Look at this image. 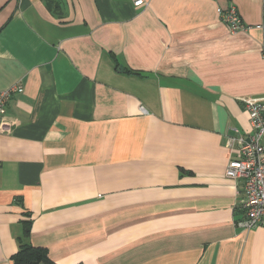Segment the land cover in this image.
Returning a JSON list of instances; mask_svg holds the SVG:
<instances>
[{
  "label": "crops",
  "instance_id": "1",
  "mask_svg": "<svg viewBox=\"0 0 264 264\" xmlns=\"http://www.w3.org/2000/svg\"><path fill=\"white\" fill-rule=\"evenodd\" d=\"M144 2L0 0V92L23 90L0 134V264L22 221L53 264H264L224 175L243 100L264 99V0Z\"/></svg>",
  "mask_w": 264,
  "mask_h": 264
},
{
  "label": "built area",
  "instance_id": "2",
  "mask_svg": "<svg viewBox=\"0 0 264 264\" xmlns=\"http://www.w3.org/2000/svg\"><path fill=\"white\" fill-rule=\"evenodd\" d=\"M130 1L136 8L146 5L144 0ZM217 14L232 34L249 28L243 23L234 5L225 9L218 8ZM22 91L19 85H13L0 92V134L10 132L11 126L4 121L3 113L10 98ZM243 103L251 131L237 141L230 139L229 148L232 149L237 142V149L235 157L227 162L224 175L229 180L243 182L241 209L244 218L236 225L250 229L254 226L264 227V99L245 98Z\"/></svg>",
  "mask_w": 264,
  "mask_h": 264
},
{
  "label": "trees",
  "instance_id": "3",
  "mask_svg": "<svg viewBox=\"0 0 264 264\" xmlns=\"http://www.w3.org/2000/svg\"><path fill=\"white\" fill-rule=\"evenodd\" d=\"M21 225L22 235L18 239L17 252L11 257L12 264H53L46 249L33 247L26 242L30 234V221H22Z\"/></svg>",
  "mask_w": 264,
  "mask_h": 264
}]
</instances>
